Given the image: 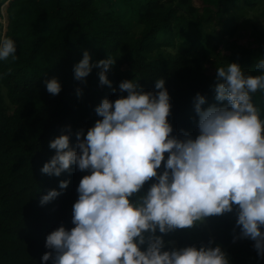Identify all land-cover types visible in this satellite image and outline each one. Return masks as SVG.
I'll use <instances>...</instances> for the list:
<instances>
[{
  "label": "trees",
  "instance_id": "1",
  "mask_svg": "<svg viewBox=\"0 0 264 264\" xmlns=\"http://www.w3.org/2000/svg\"><path fill=\"white\" fill-rule=\"evenodd\" d=\"M174 1L0 0V18L7 3V26L4 30L0 22V36L17 43V57L0 60V264H52L51 259L42 260L46 252L55 254L46 247V237L60 226L68 230L75 226L77 188L90 172L72 165L60 176L42 173L56 153L50 142L69 134L75 147L76 133L83 129L86 135L101 119L96 106L105 98L115 101L127 95L119 90L122 81L135 80L143 91L158 92L155 81L165 78L173 135L183 138L188 132L195 138L199 116L194 97L197 93L206 97L205 109L220 103L213 87L218 67L235 62L246 74H261L256 64L264 58V0ZM241 4L261 17L260 26H253L254 41L247 45L224 41L226 34L234 37L240 29L230 24L229 9ZM134 24L142 26L139 34L132 32ZM169 47L177 48V53L153 59ZM85 50L93 64L108 56L116 60L107 72L111 87L101 85L99 67L84 80L75 78L74 65ZM52 78L62 85L59 94L46 89L45 81ZM252 98L264 119V91ZM163 170L162 162L158 172ZM65 180L70 181L68 187L60 189ZM154 182L155 177L147 181L133 199ZM53 189L61 194L41 204ZM237 218L234 209L207 217L198 226L169 233L157 230L156 235L163 237L164 250L219 245L230 264H264L254 241L241 237Z\"/></svg>",
  "mask_w": 264,
  "mask_h": 264
},
{
  "label": "clouds",
  "instance_id": "2",
  "mask_svg": "<svg viewBox=\"0 0 264 264\" xmlns=\"http://www.w3.org/2000/svg\"><path fill=\"white\" fill-rule=\"evenodd\" d=\"M14 39L0 36V60L17 57ZM111 56L96 64L85 50L74 65V76L84 80L99 67L101 85L111 87L107 72ZM259 75L246 74L238 63L218 67L215 99L206 109V97L197 93L198 135H173L170 94L165 78L155 81L158 92H145L135 80L119 84L127 92L115 101L103 99L95 112L101 119L85 132L63 134L50 142L56 153L42 173L60 176L76 165L89 171L77 188L70 230L58 227L46 237L42 260L52 264H230L222 247L186 246L165 249L160 233L192 228L207 217L237 213L241 237L254 241L264 258V119L253 94L264 91V58ZM49 93L62 90L57 78L45 81ZM78 90V94H79ZM113 91H116L113 89ZM165 153H168L165 158ZM163 162L164 170L158 172ZM147 192L139 195L152 178ZM70 181H61L60 189ZM61 193L50 190L48 203ZM211 243V242H210ZM171 244V242H169ZM142 246L143 250H142Z\"/></svg>",
  "mask_w": 264,
  "mask_h": 264
},
{
  "label": "rangeland",
  "instance_id": "3",
  "mask_svg": "<svg viewBox=\"0 0 264 264\" xmlns=\"http://www.w3.org/2000/svg\"><path fill=\"white\" fill-rule=\"evenodd\" d=\"M164 3H170L171 0H160ZM179 0H175L174 3H178ZM193 5L198 7V4ZM6 6L7 3L4 4V6L1 9L3 18H0V22L3 24L4 30L6 29L7 26V16H6ZM106 10V6H103V10ZM229 15L232 17L230 20V24L232 23L235 25H240V29L238 33L234 36L231 37L230 34H226L224 36V41L226 40H237L239 44H251L254 41V38L251 36L253 32V26L254 25H259L261 24V17L255 12V9L250 8V6L241 4L235 7H232L229 9ZM132 32L134 34H139L142 30V26L139 24H134L133 27L131 28ZM177 53V48L175 47H169V48H162L159 53H155L153 56V59H156L157 57H162V58H167L169 56H173ZM173 245H176L175 242H173Z\"/></svg>",
  "mask_w": 264,
  "mask_h": 264
}]
</instances>
